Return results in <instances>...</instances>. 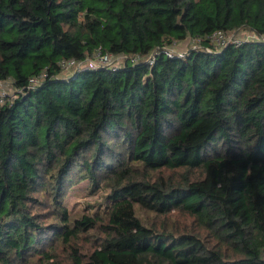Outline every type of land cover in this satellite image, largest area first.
Returning <instances> with one entry per match:
<instances>
[{"label": "trees", "instance_id": "1", "mask_svg": "<svg viewBox=\"0 0 264 264\" xmlns=\"http://www.w3.org/2000/svg\"><path fill=\"white\" fill-rule=\"evenodd\" d=\"M98 49L126 60L64 76ZM2 81L0 264H264V0H0ZM82 181L105 210L71 215Z\"/></svg>", "mask_w": 264, "mask_h": 264}, {"label": "rangeland", "instance_id": "2", "mask_svg": "<svg viewBox=\"0 0 264 264\" xmlns=\"http://www.w3.org/2000/svg\"><path fill=\"white\" fill-rule=\"evenodd\" d=\"M235 34V35H234ZM228 37H234L238 40L244 39H255L254 33L247 29L241 28L234 33H228ZM233 38V39H234ZM232 39V38H231ZM200 44L197 45V42L193 38H187L186 40L175 42L172 46H169L165 50L169 52L182 53L186 51L189 47H200ZM220 47V46H219ZM124 56L111 57V62L114 66H118L125 62ZM83 65L81 68H84ZM74 68L70 69L69 72H72ZM68 72L64 71V76ZM4 91H13L10 82H0V93L3 94ZM70 191L64 197V204L68 208L71 215L76 216L81 213L96 214L105 210L108 204V191L100 189L96 192H91L88 187V181H82L78 184H75L69 189ZM137 215L142 219L143 223L146 225H155L158 227L167 226L169 229L185 228L189 230H198L197 224L194 221V218L180 215L178 213H171L169 215L163 216L156 214L154 212H148L145 210H140L137 208ZM203 232V231H202ZM204 233V232H203ZM94 246L92 241L84 240L81 242L83 250L90 249L91 246ZM63 246L59 247L58 254H60V259L55 264H68L67 253L63 251ZM39 255H33L30 259L31 264H51L41 261Z\"/></svg>", "mask_w": 264, "mask_h": 264}, {"label": "built area", "instance_id": "3", "mask_svg": "<svg viewBox=\"0 0 264 264\" xmlns=\"http://www.w3.org/2000/svg\"><path fill=\"white\" fill-rule=\"evenodd\" d=\"M255 35V34H254ZM255 37H257L255 35ZM232 38V39H231ZM234 37H228L227 33H225L222 30H218L216 32H214L212 34V36L210 37L211 39V43L215 44L216 46H225L226 44H228L229 42H237L240 43L242 40H238V39H233ZM258 39V37H257ZM244 40H250V39H244ZM197 42V44H199V40H195ZM195 47V46H194ZM166 52H168L169 54H173L172 52H169L168 50H165ZM175 54V53H174ZM179 55H183L182 53H176ZM124 56L126 58V55L124 54H118V55H112L109 53H103L100 49L97 50L96 54L91 57V58H87L84 61H80V60H76V59H70V60H63L61 62V68L63 71L68 72V74H73L76 71L82 70V69H87V68H99V67H113V68H117L118 66H114L113 62H111V57H118V56ZM156 52L152 53L151 58L149 60H153V58L155 57ZM126 60V59H125ZM138 57L135 56L132 58V61H137ZM151 62V61H150ZM83 65H85L84 68H81ZM74 68V70L72 72H69L70 69ZM35 78L32 79L33 82H35ZM6 93L5 91L3 92V94Z\"/></svg>", "mask_w": 264, "mask_h": 264}]
</instances>
